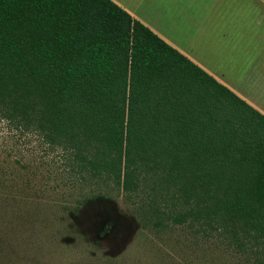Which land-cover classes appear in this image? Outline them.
<instances>
[{
  "label": "trees",
  "instance_id": "16d2710c",
  "mask_svg": "<svg viewBox=\"0 0 264 264\" xmlns=\"http://www.w3.org/2000/svg\"><path fill=\"white\" fill-rule=\"evenodd\" d=\"M0 119L56 156L19 166L39 195L1 178L0 212L119 194L264 264V114L113 0H0Z\"/></svg>",
  "mask_w": 264,
  "mask_h": 264
},
{
  "label": "rangeland",
  "instance_id": "374dc122",
  "mask_svg": "<svg viewBox=\"0 0 264 264\" xmlns=\"http://www.w3.org/2000/svg\"><path fill=\"white\" fill-rule=\"evenodd\" d=\"M113 1L221 83H264L254 44V34L264 35V0ZM39 147L35 137L0 119V179L18 181L24 197L34 194L24 180L32 178L39 195L47 172L42 168L34 178L33 168L21 169V163L56 158ZM45 195L64 202L60 188ZM32 202L0 212V264H259L227 238L207 236L198 226L142 228L134 207L119 194L80 207L66 200L73 210L41 209Z\"/></svg>",
  "mask_w": 264,
  "mask_h": 264
},
{
  "label": "crops",
  "instance_id": "0c3cea01",
  "mask_svg": "<svg viewBox=\"0 0 264 264\" xmlns=\"http://www.w3.org/2000/svg\"><path fill=\"white\" fill-rule=\"evenodd\" d=\"M143 23V22H142ZM168 43V42H167ZM255 56L258 71L264 74V35L254 34ZM219 81V80H218ZM238 96L264 114V83H224Z\"/></svg>",
  "mask_w": 264,
  "mask_h": 264
}]
</instances>
